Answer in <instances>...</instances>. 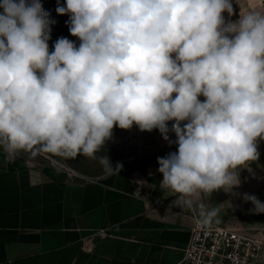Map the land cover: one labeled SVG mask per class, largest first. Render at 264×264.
<instances>
[{"label": "clouds", "instance_id": "obj_1", "mask_svg": "<svg viewBox=\"0 0 264 264\" xmlns=\"http://www.w3.org/2000/svg\"><path fill=\"white\" fill-rule=\"evenodd\" d=\"M0 148L10 155L97 156L114 129L158 130L177 151L158 157L175 206L239 187L235 170L264 140V12L235 21L232 0H66L67 37L49 52L40 0H0ZM204 97L201 101L200 97ZM173 122L171 128L168 123ZM175 134V141L169 137ZM253 211L264 203L243 194ZM219 209L200 205L203 226Z\"/></svg>", "mask_w": 264, "mask_h": 264}, {"label": "crops", "instance_id": "obj_2", "mask_svg": "<svg viewBox=\"0 0 264 264\" xmlns=\"http://www.w3.org/2000/svg\"><path fill=\"white\" fill-rule=\"evenodd\" d=\"M167 155L122 156L119 173L87 179L0 148V264H182L195 213L160 185Z\"/></svg>", "mask_w": 264, "mask_h": 264}, {"label": "rangeland", "instance_id": "obj_3", "mask_svg": "<svg viewBox=\"0 0 264 264\" xmlns=\"http://www.w3.org/2000/svg\"><path fill=\"white\" fill-rule=\"evenodd\" d=\"M234 14L229 17L224 13L225 20L233 21L239 18V15L246 14L255 9L264 12V0H232ZM3 10L0 9V12ZM201 101L204 97H200ZM173 122L168 123L171 128ZM171 140L175 141V134L169 132ZM151 150L162 151L169 154L177 151V145L173 143L169 146L158 130L152 132H142L135 125L129 130L120 128L114 129V137L109 141L97 156L108 155L113 166L122 156L147 152ZM260 157L257 161H250L240 166L235 171L240 173L241 184L239 187L223 189L214 192L211 195L201 193L192 197V211L199 216L200 205L205 206V210L219 209L218 215L213 222L217 224H232L241 226L247 231L259 236L264 240V213H255L253 204L245 202L243 194L255 195L264 203V140L259 141ZM29 154V153H26ZM41 158L66 166L78 178L97 179L104 177L106 172L99 164L98 160L88 158L83 155H77L75 158L63 159L54 157L50 154H39Z\"/></svg>", "mask_w": 264, "mask_h": 264}, {"label": "built area", "instance_id": "obj_4", "mask_svg": "<svg viewBox=\"0 0 264 264\" xmlns=\"http://www.w3.org/2000/svg\"><path fill=\"white\" fill-rule=\"evenodd\" d=\"M199 219L193 215L182 264H259L263 239L241 226L214 222L203 226Z\"/></svg>", "mask_w": 264, "mask_h": 264}, {"label": "trees", "instance_id": "obj_5", "mask_svg": "<svg viewBox=\"0 0 264 264\" xmlns=\"http://www.w3.org/2000/svg\"><path fill=\"white\" fill-rule=\"evenodd\" d=\"M43 5V9L46 13H48V18L50 21H55V23L50 24V39L48 41L49 44V52L54 51V44L57 39L61 37H67L69 40H72L79 45L78 38L72 36L69 32L68 25L66 21L69 20V16L59 15L56 11L57 7H66V0H40Z\"/></svg>", "mask_w": 264, "mask_h": 264}]
</instances>
